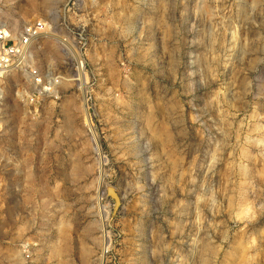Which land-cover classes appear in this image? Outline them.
Segmentation results:
<instances>
[{
  "label": "rangeland",
  "instance_id": "1",
  "mask_svg": "<svg viewBox=\"0 0 264 264\" xmlns=\"http://www.w3.org/2000/svg\"><path fill=\"white\" fill-rule=\"evenodd\" d=\"M0 3V264H264V0Z\"/></svg>",
  "mask_w": 264,
  "mask_h": 264
},
{
  "label": "built area",
  "instance_id": "2",
  "mask_svg": "<svg viewBox=\"0 0 264 264\" xmlns=\"http://www.w3.org/2000/svg\"><path fill=\"white\" fill-rule=\"evenodd\" d=\"M44 29L41 22H36L23 27L19 33L13 32L10 25L3 21L0 3V79L12 70L26 68L29 49L43 35ZM28 73L33 85H39V72L33 70Z\"/></svg>",
  "mask_w": 264,
  "mask_h": 264
},
{
  "label": "bare ground",
  "instance_id": "3",
  "mask_svg": "<svg viewBox=\"0 0 264 264\" xmlns=\"http://www.w3.org/2000/svg\"><path fill=\"white\" fill-rule=\"evenodd\" d=\"M45 34H46V33H44V35H45ZM31 47H32V45H31ZM31 47H30V48H31ZM28 57L31 58V54H30V53H28ZM29 62H30V61H29ZM15 70H18V69H15ZM12 71H14V70H12ZM12 71H10V73H11ZM6 75H9V74H6ZM6 75H5V76H6ZM3 77H4V76H3ZM3 77H2V78H3ZM14 79H15V77L13 78V80H14ZM27 79H28V78H27ZM14 81H16V80H14ZM29 81H30V80H29ZM40 83H41V81H40Z\"/></svg>",
  "mask_w": 264,
  "mask_h": 264
}]
</instances>
